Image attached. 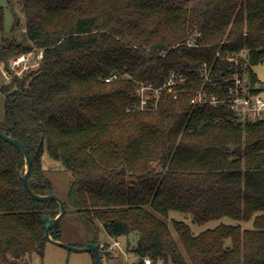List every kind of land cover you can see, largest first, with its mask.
Segmentation results:
<instances>
[{
  "label": "trees",
  "instance_id": "trees-1",
  "mask_svg": "<svg viewBox=\"0 0 264 264\" xmlns=\"http://www.w3.org/2000/svg\"><path fill=\"white\" fill-rule=\"evenodd\" d=\"M20 2L30 45L3 39L0 58L32 50L42 58L2 87L0 131L27 149L31 188L51 189L46 150L72 174L66 210L98 221L112 238L135 234V264H264V120L191 102L200 91L228 98L224 78L235 70L258 91L252 68L264 65V0ZM204 63L210 80L199 72ZM170 72L184 82L140 110L136 85L159 87ZM24 169L23 155L0 138V264L42 257V216L58 213L56 202L28 194ZM172 211L198 225L236 223L194 235L174 220L176 239L163 220ZM61 232L58 224L50 234L62 240Z\"/></svg>",
  "mask_w": 264,
  "mask_h": 264
},
{
  "label": "rangeland",
  "instance_id": "rangeland-1",
  "mask_svg": "<svg viewBox=\"0 0 264 264\" xmlns=\"http://www.w3.org/2000/svg\"><path fill=\"white\" fill-rule=\"evenodd\" d=\"M188 6L198 4L201 0H176ZM0 7L3 8L4 13V27L3 32L0 33V44L3 39H14L16 42L24 45H30L25 32V19L21 9L20 0H0ZM38 51L32 50V56L29 58L26 68L24 65L19 67H12V59L16 56H11L6 53L3 58H0V123L4 119V102L5 96L2 92V87L8 85L11 74L21 76L22 74L33 70L37 67L38 59L36 57ZM20 55V54H19ZM257 76L259 83H264V65L252 68ZM42 169L43 176L51 182V190L63 201H66L69 187L73 179L72 174L67 171L59 161L50 158L44 150L42 154ZM67 212L61 219L59 226L62 233V241L71 245L80 247L85 241H96L99 245L102 243L111 244L115 240H119V245L111 251L104 250L101 252L102 264H135L139 257L133 251L137 236L134 234L129 236H122L118 238H111L107 235L102 224L96 220L90 219L88 216L76 213L67 209ZM163 220L169 226L172 234L176 237V232L172 222L180 220L186 222L194 235L199 234L205 229H210L218 225L221 221L229 224L236 222L229 218L223 220L210 221L204 225H198L192 222L191 216L181 212L172 211L167 218ZM244 227H251V222L242 223ZM177 239V237H176ZM178 241V240H177ZM180 242L178 241V244ZM83 244V245H84ZM98 245V246H99ZM181 251L184 253L182 246ZM145 259H149L146 257ZM28 264H95L94 256L91 252H75L57 246L50 242L46 243L44 254L40 257L37 254H32ZM155 264H173L170 260L157 259ZM187 264H190L189 262Z\"/></svg>",
  "mask_w": 264,
  "mask_h": 264
},
{
  "label": "built area",
  "instance_id": "built-area-1",
  "mask_svg": "<svg viewBox=\"0 0 264 264\" xmlns=\"http://www.w3.org/2000/svg\"><path fill=\"white\" fill-rule=\"evenodd\" d=\"M31 56L32 51L16 56L12 59V67L24 65L23 67L26 68V64ZM36 57L40 60L42 58V52L38 51ZM199 72L207 80H210L209 72L205 63L200 66ZM116 78L117 75L113 74L106 78L105 81L110 82ZM224 81L229 82L227 86L228 98L221 100H218L213 96L208 98L206 92L200 91L195 97H193L191 102L199 105L207 103L212 106L222 103L243 118H248L249 120H264V83H259L258 91L253 93L251 92L247 77L240 74L237 70L232 71L224 78ZM183 82V75L170 72L163 84L159 87H155L152 83H138L133 91L135 97L139 100L138 108L140 110L154 108L163 92L174 91ZM118 245L119 240H115V242L111 244L101 243L98 247L99 251L103 252L104 250L111 251ZM144 263L151 264L150 259H144Z\"/></svg>",
  "mask_w": 264,
  "mask_h": 264
},
{
  "label": "water",
  "instance_id": "water-1",
  "mask_svg": "<svg viewBox=\"0 0 264 264\" xmlns=\"http://www.w3.org/2000/svg\"><path fill=\"white\" fill-rule=\"evenodd\" d=\"M0 138L11 144L23 155L25 161V169L23 172L20 171V178L28 194L39 202H56L58 204V213L56 216H50L47 214H44L42 216V222L45 229V239L47 240V242H50L52 244H55L57 246L75 252H85V251L91 252L94 256L95 264H102L99 247L96 243L87 242L83 246L76 247V246H71L62 240H56L52 238L50 234L51 229L60 223L61 219L66 213V208L63 200L60 199L50 188L45 189L43 193L35 192L31 188L29 183V179L32 171V160L24 144L19 139L6 135L2 131H0ZM41 144H42V139L40 140L39 146Z\"/></svg>",
  "mask_w": 264,
  "mask_h": 264
},
{
  "label": "crops",
  "instance_id": "crops-1",
  "mask_svg": "<svg viewBox=\"0 0 264 264\" xmlns=\"http://www.w3.org/2000/svg\"><path fill=\"white\" fill-rule=\"evenodd\" d=\"M257 66H259V65H257ZM256 66H254L253 68H255ZM110 237V236H109ZM112 238V237H111ZM87 242H92V240H87V241H85V243H87ZM84 244V243H83ZM83 244L82 245H80V246H83ZM116 249V248H115Z\"/></svg>",
  "mask_w": 264,
  "mask_h": 264
}]
</instances>
